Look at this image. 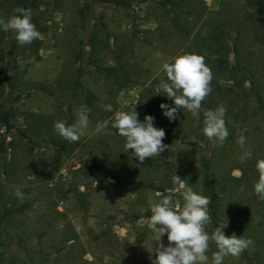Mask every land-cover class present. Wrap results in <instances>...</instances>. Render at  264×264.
<instances>
[{
    "label": "rangeland",
    "instance_id": "374dc122",
    "mask_svg": "<svg viewBox=\"0 0 264 264\" xmlns=\"http://www.w3.org/2000/svg\"><path fill=\"white\" fill-rule=\"evenodd\" d=\"M38 3L39 39L20 45L0 30V199L19 188L31 203L14 215L6 256L24 264H152L149 201L174 191L177 175L218 204L217 216L208 208L209 235L227 224V235L253 241L223 264H264V200L254 191L255 164L264 159V0ZM13 15L12 0H0V17ZM185 53L205 57L211 92L199 119L178 109L170 121L160 108L174 106L159 87L167 81L162 65ZM82 106L91 109L85 135L63 140L54 123L71 125ZM220 106L229 132L222 146L203 133V110ZM134 107L140 121L154 117L169 146L143 163L110 124L96 130ZM5 110L11 128L2 124ZM240 134L252 151L243 163ZM173 201L183 203L179 195ZM216 250L210 240L207 264Z\"/></svg>",
    "mask_w": 264,
    "mask_h": 264
},
{
    "label": "clouds",
    "instance_id": "9594fccd",
    "mask_svg": "<svg viewBox=\"0 0 264 264\" xmlns=\"http://www.w3.org/2000/svg\"><path fill=\"white\" fill-rule=\"evenodd\" d=\"M15 15L5 19L0 17V30L12 32L18 44H31L41 37L32 22V9L16 7ZM213 60L216 57L213 55ZM162 70L166 73L167 81L160 82V90L174 101V106L165 103L160 104L163 114L170 120L178 118V109L189 111L193 117L199 119L202 111V101L210 94V82L213 74L205 63V57L199 54H178L169 61L164 62ZM106 111H112L111 105H100ZM126 107V106H125ZM91 109L82 106L78 109L77 119L71 125L57 120L54 123V131L70 143L79 142L85 135L89 126L88 113ZM226 109L223 106L203 110L204 135L219 145H223L229 132L225 122ZM154 117L145 115L144 121L138 119L135 107L131 111L116 110L110 120H105L97 125L96 130L101 131L111 125L117 133L125 139V151L132 150L141 163L146 159L160 154L169 148L163 143L166 135L163 128L154 126ZM195 139L194 137L192 138ZM236 144L242 149L239 157L243 163L252 157L250 148H245L246 138L240 134ZM255 167L258 171V181L254 183V191L261 200H264V159H258ZM173 183L177 187L167 195L157 193L158 201H149L150 216L145 217L144 223L152 232L156 247L155 259L152 264H207L209 256V241L216 245V251L212 252L211 264H223L227 256L239 258L243 251L253 245L250 238L237 237L235 233L225 235L223 227H217L211 233L205 231V226L212 222L209 214L210 197L198 194L188 186L179 176L173 177ZM14 195L22 198L23 193L19 188ZM179 195L182 205L174 204L173 197ZM167 234L168 244L162 243V237Z\"/></svg>",
    "mask_w": 264,
    "mask_h": 264
},
{
    "label": "trees",
    "instance_id": "16d2710c",
    "mask_svg": "<svg viewBox=\"0 0 264 264\" xmlns=\"http://www.w3.org/2000/svg\"><path fill=\"white\" fill-rule=\"evenodd\" d=\"M39 0H12V6L14 9L16 7H24L31 8L32 13L38 8ZM125 0H117V3H123ZM263 4V3H262ZM264 6V4H263ZM16 14V13H15ZM10 116L11 113L9 110H5L1 114V119H3L2 124L6 125L8 128H11L10 124ZM2 121V120H1ZM206 187L208 186V182L206 181ZM15 192V191H14ZM13 193H9L5 198L0 199V264H24L16 261L15 258H8L6 253L4 252V247H6V236L9 233V227L12 225V221L15 218L16 212L23 211L26 209H30L31 203L28 201H21L20 198H17ZM209 192V191H208ZM213 209V213L215 216L218 215L219 206L216 201H211L210 205ZM219 226L218 223H216ZM224 234L227 235L226 232ZM6 235V236H5Z\"/></svg>",
    "mask_w": 264,
    "mask_h": 264
}]
</instances>
